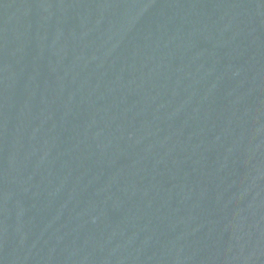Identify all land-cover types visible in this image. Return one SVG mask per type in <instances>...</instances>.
I'll use <instances>...</instances> for the list:
<instances>
[{
  "label": "water",
  "instance_id": "1",
  "mask_svg": "<svg viewBox=\"0 0 264 264\" xmlns=\"http://www.w3.org/2000/svg\"><path fill=\"white\" fill-rule=\"evenodd\" d=\"M0 264H264V0H0Z\"/></svg>",
  "mask_w": 264,
  "mask_h": 264
}]
</instances>
